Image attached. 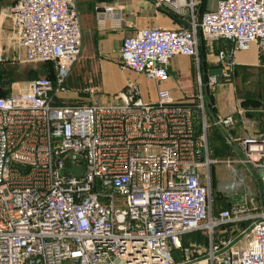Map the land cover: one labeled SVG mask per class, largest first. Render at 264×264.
I'll return each mask as SVG.
<instances>
[{
    "label": "built area",
    "instance_id": "2783aa9c",
    "mask_svg": "<svg viewBox=\"0 0 264 264\" xmlns=\"http://www.w3.org/2000/svg\"><path fill=\"white\" fill-rule=\"evenodd\" d=\"M155 1L192 15L188 27L148 26L123 39L122 67L157 84L176 56L200 67L202 41L228 38L233 53L264 48V0H217L200 20L203 0ZM96 14L100 29L119 27L123 7ZM7 15L20 60L53 62L62 75L59 87L41 76L0 96V264H264V207L251 199V207L213 210L211 170L220 161L210 156L205 91L229 76L233 57L217 53L222 74L204 80L199 72L192 99L159 87L157 100L146 101L128 80L91 103H57L82 51L77 0H15ZM237 122L228 115L215 124ZM236 143L242 156L226 162L253 168L264 186V133ZM194 232L209 237V249L184 244Z\"/></svg>",
    "mask_w": 264,
    "mask_h": 264
},
{
    "label": "crops",
    "instance_id": "0c3cea01",
    "mask_svg": "<svg viewBox=\"0 0 264 264\" xmlns=\"http://www.w3.org/2000/svg\"><path fill=\"white\" fill-rule=\"evenodd\" d=\"M15 0H13L14 2ZM13 2L10 4L12 5ZM80 16H81V27L82 33L89 35L91 38L101 37V40L98 41V46L106 54L104 57L107 59L109 56L114 54L120 57V49L122 46L123 39L127 36H131L137 33V31L143 27H152L158 26L163 28L176 29L181 27H188L192 19L190 10L186 11L185 15L177 14L172 8L168 6H159L155 0H77ZM106 4H114L117 7H123V17L119 27H115L113 21H108L107 27L105 29H100L97 19V9ZM9 5V6H10ZM214 8L208 7V0H203L199 3L196 12L197 19L200 20L203 12L212 10ZM10 29L9 23L2 17L0 19V33H7ZM83 43V42H82ZM216 46L210 47L206 42L202 41L200 45V67L196 64V59L189 56H176L172 59L169 65V74L170 77L167 81L157 84L156 82L146 79L144 76L135 73L132 70L119 67L117 64L107 61L108 65H116L125 73V79L122 86L115 90L114 92L120 91L126 85L128 80H137L140 83L141 95L146 101H156L157 92L159 87H165L170 89L177 99H192L199 92L198 87V75L201 73L203 79L205 80L209 75V71L213 68H220L218 63L219 57L217 56L218 52L222 54L224 60H228L230 57H233L235 62V67L243 69L245 67H256L257 71L262 73L264 71V48L259 47L254 44L249 51H236L238 57L243 58L241 61H236L234 59L235 53H233V43L228 38H223L220 41L216 42ZM19 59L9 60L3 65L7 66L8 63H17L18 70L23 71L25 68L20 67L19 60L20 54L16 47ZM233 54V55H232ZM25 63V62H24ZM29 64V63H26ZM106 66V67H107ZM32 78V72L25 74L24 80L16 81L12 83L10 88L9 95L11 93H16L23 89H26ZM225 79L221 77V85L214 92V106H215V118H209L210 128H209V137L210 131L215 127L219 133L226 141L231 154L226 155L232 157L233 159H223L221 161L233 160L237 161L241 157V151L236 143L237 139L248 137L250 134L254 133H264V102L260 100V107L254 108L250 104H247L243 98L240 97L239 89L236 87L230 90L229 93H217L218 89L223 86L222 80ZM151 84L154 87V96H150L149 86ZM77 85V84H76ZM145 87L148 90H145ZM67 93H58V98H56L57 103H70L64 102L61 98L62 95L69 96L71 94H76L79 92L78 88H69ZM73 91V92H72ZM105 91V90H104ZM102 93H105V92ZM113 92V93H114ZM0 90V94H5ZM8 95V93H6ZM101 95V94H100ZM74 96V95H73ZM71 96V99H74ZM69 99V98H67ZM227 101L229 105L224 106L223 102ZM85 102H75L74 104H84ZM91 103V102H90ZM234 115L237 119V125L232 129H225L222 126L216 125L215 121L220 116ZM215 135L212 136L214 139ZM230 138L234 139L235 142L231 141ZM210 146V138H209ZM210 156L213 159H216L214 155ZM218 157V156H217ZM217 160V159H216ZM219 161V160H218ZM212 172V170H211ZM258 176V175H257ZM259 184V179L257 180ZM213 184V183H212ZM213 186V185H212ZM264 188V186H263ZM258 205L264 207V194L261 197L251 198ZM249 199V200H251ZM248 200V201H249ZM207 236V235H206ZM224 236L230 237L231 233H224ZM186 238V236H185ZM198 237L195 238L194 235L187 237V240H190L192 243L198 244ZM210 239L207 236V243L205 249L210 248Z\"/></svg>",
    "mask_w": 264,
    "mask_h": 264
},
{
    "label": "rangeland",
    "instance_id": "374dc122",
    "mask_svg": "<svg viewBox=\"0 0 264 264\" xmlns=\"http://www.w3.org/2000/svg\"><path fill=\"white\" fill-rule=\"evenodd\" d=\"M12 2L13 0H0V19L4 17L10 25V29L7 33H0V90L9 92L13 83V74L6 70L3 63L9 60L19 59L12 31V23L7 15L9 5ZM208 7H217V0H208ZM100 40L101 37L99 38L97 36L91 38L83 32L81 54L71 69L64 74L65 79L63 85L65 90L61 91V93H67L69 92V88H78L79 92L70 95V97L74 95V99L62 95L61 98L64 102H94L104 90L107 95H111L117 93L118 91H114L122 86L126 78L125 73L115 65L117 64L119 67H122L119 54H114L106 59L104 57L106 52L98 46V41ZM216 45L215 42L210 45V47L214 48ZM234 59L236 61H241L243 58L238 57L235 53ZM107 61L115 64L107 66ZM19 65L22 68L31 67L32 78L42 76L46 74L48 70L54 75V81L57 87H59L58 81L62 74L59 72L56 65H49L48 68H41L39 64L30 65L21 60H19ZM256 69V67L233 69L229 76L222 80V82H224L223 86L218 89L217 93L219 95L220 93L230 94L229 89L236 87L239 89L240 97L243 98L247 104H250L254 108L260 107V100L264 102V71L260 73ZM147 85L149 86L150 96L153 97L154 87L151 84ZM145 90L147 91L148 88L145 87ZM223 105L226 106L229 105V103L225 101ZM213 135H215L214 139H212ZM209 138L210 153L212 156L214 155L219 161L222 160L220 158L225 160L233 159L231 156H226L230 155L232 151H230L223 136L215 127L210 131ZM233 160H235V157ZM211 177L213 183L214 206L218 201H225L239 207H251L249 202V204L246 205L247 201L255 197L257 199V197H261L264 194L263 185L259 184L257 181V172L253 168L239 162H233L231 166L225 161L215 163L212 167ZM178 254L179 252H176V255Z\"/></svg>",
    "mask_w": 264,
    "mask_h": 264
},
{
    "label": "trees",
    "instance_id": "16d2710c",
    "mask_svg": "<svg viewBox=\"0 0 264 264\" xmlns=\"http://www.w3.org/2000/svg\"><path fill=\"white\" fill-rule=\"evenodd\" d=\"M30 65H33L31 63H29ZM40 65L41 68H48L49 65H55L53 62H42V63H38ZM18 64L17 63H8L6 66V70L8 72H11L13 74V81H20V80H24L25 78V74L28 72H32L31 71V67H25V69L23 71H19L18 70ZM56 73V71H55ZM42 76H47L49 78L54 79V75L51 74V72H49L48 70L46 71V74L42 75ZM41 77V76H39ZM3 91V90H2ZM8 93L9 95V91H3ZM206 108H207V114L209 118H215V106H214V93L206 90ZM0 94V96H7V94ZM235 207H237L236 205H232L229 204L225 201H218L215 203L214 206V198H213V210L215 214H218L221 210L223 209H234ZM191 235H194L195 238H199L198 239V245H200L201 247H205L206 243H207V236L205 233L203 232H194V233H190L188 235H186V238H184V244L185 245H190L192 242L190 240H187V237H190ZM176 260L177 262H180L182 260V256L181 253H179L178 255H176Z\"/></svg>",
    "mask_w": 264,
    "mask_h": 264
},
{
    "label": "water",
    "instance_id": "95a60500",
    "mask_svg": "<svg viewBox=\"0 0 264 264\" xmlns=\"http://www.w3.org/2000/svg\"><path fill=\"white\" fill-rule=\"evenodd\" d=\"M210 75H221L222 74V69L221 68H213L209 71ZM71 171L74 175L76 176H81L84 173V168L83 167H78L76 165H72ZM229 264V263H227Z\"/></svg>",
    "mask_w": 264,
    "mask_h": 264
}]
</instances>
